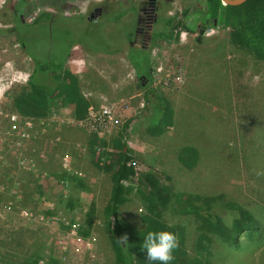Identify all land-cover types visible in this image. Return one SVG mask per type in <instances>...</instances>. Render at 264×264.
<instances>
[{
  "label": "rangeland",
  "instance_id": "1",
  "mask_svg": "<svg viewBox=\"0 0 264 264\" xmlns=\"http://www.w3.org/2000/svg\"><path fill=\"white\" fill-rule=\"evenodd\" d=\"M141 1H16L26 23L40 11L55 17L42 13L26 28L25 50L12 31L0 34V264H21L26 256H37L40 264H114L104 207L112 184L107 153L117 137L134 172L124 180L129 192L118 209L121 219L143 227L138 190L150 188L139 176L153 173L172 192L192 198L191 212L168 206L162 216L183 236L190 259L264 264V175H257L264 172V58L233 43L229 25L205 24V0H169L168 35H153L152 78L144 83L125 52H90L76 42L68 54L76 39L96 48L118 47L106 23L85 27L79 16L85 20L101 6L97 18L107 19ZM13 4L0 11V28L14 24ZM135 24L132 9L114 32L129 38ZM53 53L64 59L68 54L64 68L79 81L92 111L80 122L71 104L52 101L42 122L34 117L25 130L9 118L19 113L13 97L27 87L32 60L53 61ZM101 106L111 109L110 118L98 116ZM185 147L197 153L191 165L180 158ZM242 210L259 224L248 237L242 234L234 243L206 230L210 220L227 224ZM203 232L209 241L199 240Z\"/></svg>",
  "mask_w": 264,
  "mask_h": 264
},
{
  "label": "trees",
  "instance_id": "2",
  "mask_svg": "<svg viewBox=\"0 0 264 264\" xmlns=\"http://www.w3.org/2000/svg\"><path fill=\"white\" fill-rule=\"evenodd\" d=\"M16 1L12 11L14 13L18 12L17 14L19 15V9L15 7V5H17ZM22 1L25 2L26 0ZM42 13L44 14L43 17L48 20L49 17L52 19L55 17V15L50 12L40 11L34 16L31 23H26L21 20L19 16H16L13 18L14 24L11 27L0 28V34L12 31L16 34L22 49L25 50L26 40L24 34L28 33V31L25 30L36 24ZM125 13L126 11L124 10H114L107 19L89 15L87 19L90 25H86L85 21L87 19L84 20L79 16L78 23H82L85 27H96L101 22L106 23L104 27L111 28V33L108 35H111L113 39L117 40L118 47L108 46L105 49H103V47L96 48L82 39H76L72 40L71 44L68 45V54L72 44L76 42L84 46L86 45L90 52L100 51L113 53L119 50L122 46H120L119 34L114 32V30H117L119 26H121L120 22ZM13 15L15 16V14ZM203 15L211 18V22L208 24L223 22L229 25L232 28L231 40L233 43L249 49L256 58H264V0H246L238 5L224 4L223 6L222 0H205ZM1 19L2 15L0 16V20ZM166 24L167 28L158 33L160 39L168 35L170 19ZM59 54L60 53H53L52 56H55V58L50 62L45 61L44 63H40L38 60H32L34 66L32 72L28 76L27 87L19 90L13 97V104L19 112L26 115L41 117L46 115L52 101L60 100L65 105H72L73 114L76 119L85 117L89 102L80 89L79 81L64 68V61L67 59L68 54L65 56V59ZM128 59L138 76L143 75L144 78L148 80L152 78L149 51H142L139 49L134 51L131 50L128 54ZM141 82L143 81L141 80ZM153 113L157 116L159 114V108L154 109ZM96 141L97 138H95V142ZM111 144L114 151L107 153L111 157L105 169L106 171H111L110 180L112 184L110 199L104 207V223L114 254V264H155V262H149V260L145 258L146 250L142 247L145 238L144 235H146L148 231L165 229L177 233L176 227L172 226L169 228V225L163 220V213L168 206L176 213H182L185 210L186 212H191L190 208L187 206L189 205L188 203L192 201V198H189L185 193L172 192L171 188L169 189V187L162 185L153 173L144 172L139 176V180L140 182H144L150 190L147 192L140 189L138 190L145 208V212L140 213V223L143 224V227L138 228L125 219H121L118 216V209L122 204L127 202L126 194L129 192V187L124 183V180L130 179L131 176L134 175V172L132 168L127 165L129 156L126 152L125 142L117 137L112 139ZM180 158L183 162L191 165L196 162L197 153L195 149L185 147L181 150ZM192 209L194 210L196 207L192 205ZM248 213L249 211H240V213L237 216H233L231 222L227 224L222 220H210V222L205 225V228H207L206 230L208 232L215 233L226 241L232 240L234 243H237L242 234L248 237L251 232L258 228L259 224L256 220H253ZM246 231L248 232L245 233ZM125 234L128 239L124 244H121L118 239ZM253 235L255 236V234H252V237ZM203 237L209 241L208 236H206L204 232L199 236V240L201 241L204 239ZM179 242L180 246L174 252L175 259L171 261L170 264H201L200 259H190L188 254L185 253L184 238L182 235L179 237ZM21 264L40 263L38 262L37 256H26L22 258Z\"/></svg>",
  "mask_w": 264,
  "mask_h": 264
},
{
  "label": "flooded vegetation",
  "instance_id": "3",
  "mask_svg": "<svg viewBox=\"0 0 264 264\" xmlns=\"http://www.w3.org/2000/svg\"><path fill=\"white\" fill-rule=\"evenodd\" d=\"M168 4L169 0H142L138 4H130L129 7H126V10H128L126 13H129L132 9H134L136 14V24L134 25L130 38L126 37L125 33L120 31L118 38L120 39V46L122 47L116 52L121 51L127 53L128 55L131 50L134 51L139 49L142 51H148L149 46L154 41L153 35L167 28L166 22L169 20V17L166 15V12ZM102 10L103 8L101 6L94 7L89 15L96 17L102 13ZM17 13L18 12H13L15 16H18ZM203 18L205 24L211 21L210 17L203 16ZM158 25H162V29H158ZM205 26L208 28L207 25H204L199 29V32H204ZM155 40H160V38H156ZM139 79L143 81L142 83L148 81V79L144 78L143 75L139 76Z\"/></svg>",
  "mask_w": 264,
  "mask_h": 264
},
{
  "label": "clouds",
  "instance_id": "4",
  "mask_svg": "<svg viewBox=\"0 0 264 264\" xmlns=\"http://www.w3.org/2000/svg\"><path fill=\"white\" fill-rule=\"evenodd\" d=\"M257 175H264L258 172ZM169 228L172 226L169 225ZM142 247L146 250L147 258L155 264H170L175 259L174 252L179 248L178 234L170 230L148 231L144 235ZM128 237L125 234L118 241L124 244Z\"/></svg>",
  "mask_w": 264,
  "mask_h": 264
},
{
  "label": "built area",
  "instance_id": "5",
  "mask_svg": "<svg viewBox=\"0 0 264 264\" xmlns=\"http://www.w3.org/2000/svg\"><path fill=\"white\" fill-rule=\"evenodd\" d=\"M16 1V0H15ZM15 1H12V0H0V11H2L5 7H7L11 2H13L14 4H15ZM13 4V5H14ZM13 20V19H12ZM0 24H1V20H0ZM74 47H76V46H73V47H71V50L74 48ZM86 97V96H85ZM86 99H87V97H86ZM88 100V99H87ZM89 102V101H88ZM92 106L93 105H88V108H87V113H86V115H85V117L84 118H82V119H76V120H78V121H83L86 117H87V114L89 113L90 114V112L92 111ZM102 108H101V114L98 112L97 114H98V116H104V117H107V118H110V116H112L111 115V113H112V111H111V109L110 108H106L105 106H101ZM23 113H21V112H19V113H17V112H14V113H12L10 116H9V118L11 119V121L13 120L14 122L16 121L17 123H20L21 125H23L24 126V129L25 130H28V129H31L33 126V121H35L34 120V117L35 116H32V115H26V114H24V115H22ZM19 116H25L24 118H20ZM35 118H40L39 120H41V122H42V120H43V118H41V117H35Z\"/></svg>",
  "mask_w": 264,
  "mask_h": 264
},
{
  "label": "water",
  "instance_id": "6",
  "mask_svg": "<svg viewBox=\"0 0 264 264\" xmlns=\"http://www.w3.org/2000/svg\"><path fill=\"white\" fill-rule=\"evenodd\" d=\"M246 0H222L223 3L227 4V5H238L243 3Z\"/></svg>",
  "mask_w": 264,
  "mask_h": 264
},
{
  "label": "crops",
  "instance_id": "7",
  "mask_svg": "<svg viewBox=\"0 0 264 264\" xmlns=\"http://www.w3.org/2000/svg\"><path fill=\"white\" fill-rule=\"evenodd\" d=\"M39 5H41L40 3H38ZM44 5V4H43Z\"/></svg>",
  "mask_w": 264,
  "mask_h": 264
}]
</instances>
